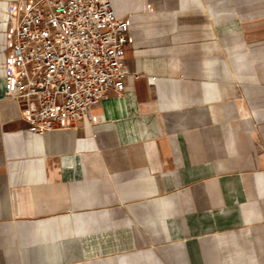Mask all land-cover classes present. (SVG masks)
Returning a JSON list of instances; mask_svg holds the SVG:
<instances>
[{
    "label": "crops",
    "instance_id": "0c3cea01",
    "mask_svg": "<svg viewBox=\"0 0 264 264\" xmlns=\"http://www.w3.org/2000/svg\"><path fill=\"white\" fill-rule=\"evenodd\" d=\"M13 1L0 264H264V0H112L125 93L41 137L4 96Z\"/></svg>",
    "mask_w": 264,
    "mask_h": 264
},
{
    "label": "built area",
    "instance_id": "2783aa9c",
    "mask_svg": "<svg viewBox=\"0 0 264 264\" xmlns=\"http://www.w3.org/2000/svg\"><path fill=\"white\" fill-rule=\"evenodd\" d=\"M8 7L4 96L36 137L93 118L131 75L130 24L112 0H14Z\"/></svg>",
    "mask_w": 264,
    "mask_h": 264
},
{
    "label": "rangeland",
    "instance_id": "374dc122",
    "mask_svg": "<svg viewBox=\"0 0 264 264\" xmlns=\"http://www.w3.org/2000/svg\"><path fill=\"white\" fill-rule=\"evenodd\" d=\"M3 35H4V32H3ZM3 46H4V44H2V42L0 40V66L2 64V59H3V51H4Z\"/></svg>",
    "mask_w": 264,
    "mask_h": 264
},
{
    "label": "bare ground",
    "instance_id": "6f19581e",
    "mask_svg": "<svg viewBox=\"0 0 264 264\" xmlns=\"http://www.w3.org/2000/svg\"><path fill=\"white\" fill-rule=\"evenodd\" d=\"M12 5V4H11Z\"/></svg>",
    "mask_w": 264,
    "mask_h": 264
}]
</instances>
